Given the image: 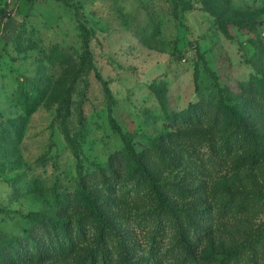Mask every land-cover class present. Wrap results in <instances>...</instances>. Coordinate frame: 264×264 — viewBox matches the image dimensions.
<instances>
[{
	"label": "rangeland",
	"instance_id": "obj_1",
	"mask_svg": "<svg viewBox=\"0 0 264 264\" xmlns=\"http://www.w3.org/2000/svg\"><path fill=\"white\" fill-rule=\"evenodd\" d=\"M1 1L0 264H264V0Z\"/></svg>",
	"mask_w": 264,
	"mask_h": 264
},
{
	"label": "trees",
	"instance_id": "obj_2",
	"mask_svg": "<svg viewBox=\"0 0 264 264\" xmlns=\"http://www.w3.org/2000/svg\"><path fill=\"white\" fill-rule=\"evenodd\" d=\"M5 1V0H4ZM0 5L2 7H0V21L2 20H5L6 18L8 17H11V12L8 13V11L6 10V8H4V6L2 5V1L0 0ZM76 15L79 17V12L78 10L76 11ZM3 22V21H2ZM0 25H1V22H0ZM1 28V26H0ZM81 28H82V31H83V34H84V40H83V43H84V47H85V53L87 55H90V51H89V36H90V30L89 28L85 25V23H82L81 24ZM6 30V29H5ZM4 33V32H3ZM5 35H8L7 33ZM98 77L101 78L100 74L97 73ZM104 84H105V89L107 92H109V88H108V85L107 83L104 81ZM264 91V90H263ZM112 112H113V108L112 106H110V120H111V124H112V127L114 128V130L121 136V138L123 139V142L125 144V148L128 152V154L134 159V161L136 163H139V160H140V156L138 154V152L136 151L135 147L132 145L130 139L127 137V135L125 134V132L123 131L121 125L116 121V119L114 118V116L112 115ZM240 120V118H237ZM257 152H261L260 150H256ZM261 157V156H260ZM259 157V158H260ZM89 200V204H90V207L92 208V212L96 215V218H97V221L100 223V224H103L104 221H105V218L102 216V214L98 211L97 209V206L96 204H94L90 199ZM25 215V214H23ZM27 217H31L33 219H42V220H46L48 219L47 216L45 214H42V213H33V212H30L28 214H26ZM59 236H64V233H61ZM116 247L119 248V250H124L125 249V246H122L121 244L117 243L115 245ZM105 249H106V244L104 245V250H98L97 253L101 256L102 259H104V255H105ZM105 263V262H104ZM122 264H132L130 262H128L125 258L122 259Z\"/></svg>",
	"mask_w": 264,
	"mask_h": 264
},
{
	"label": "crops",
	"instance_id": "obj_3",
	"mask_svg": "<svg viewBox=\"0 0 264 264\" xmlns=\"http://www.w3.org/2000/svg\"><path fill=\"white\" fill-rule=\"evenodd\" d=\"M9 1H13V2H16V1H18V0H9ZM11 7H13V6H11ZM12 8H9V10H11ZM18 11V9H17V6L15 5V9L11 12V17L9 18V20L7 21V23L6 22H3V24H2V26H1V28H4V30H0V34L2 33V32H5V33H7V34H9V33H11V32H13V30L16 28V24H17V17H20V16H18V15H16V12ZM13 17V18H12Z\"/></svg>",
	"mask_w": 264,
	"mask_h": 264
},
{
	"label": "built area",
	"instance_id": "obj_4",
	"mask_svg": "<svg viewBox=\"0 0 264 264\" xmlns=\"http://www.w3.org/2000/svg\"><path fill=\"white\" fill-rule=\"evenodd\" d=\"M0 7H2V6L0 5ZM8 13H10V11H9V10H8ZM2 24H3V23H2ZM2 24H1V25H2Z\"/></svg>",
	"mask_w": 264,
	"mask_h": 264
}]
</instances>
